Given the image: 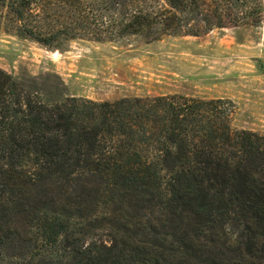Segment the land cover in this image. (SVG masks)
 <instances>
[{
    "label": "trees",
    "instance_id": "16d2710c",
    "mask_svg": "<svg viewBox=\"0 0 264 264\" xmlns=\"http://www.w3.org/2000/svg\"><path fill=\"white\" fill-rule=\"evenodd\" d=\"M261 0H0V32L200 36ZM0 68V264H264V133L183 94L44 99Z\"/></svg>",
    "mask_w": 264,
    "mask_h": 264
},
{
    "label": "rangeland",
    "instance_id": "374dc122",
    "mask_svg": "<svg viewBox=\"0 0 264 264\" xmlns=\"http://www.w3.org/2000/svg\"><path fill=\"white\" fill-rule=\"evenodd\" d=\"M259 26L200 36L63 41L56 48L0 32V68L44 99L92 100L183 94L228 99L231 125L264 133V0Z\"/></svg>",
    "mask_w": 264,
    "mask_h": 264
}]
</instances>
